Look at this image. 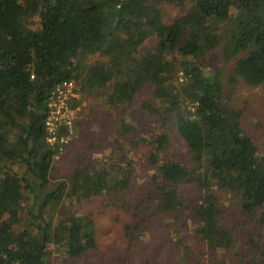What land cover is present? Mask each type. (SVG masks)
<instances>
[{
  "label": "trees",
  "instance_id": "16d2710c",
  "mask_svg": "<svg viewBox=\"0 0 264 264\" xmlns=\"http://www.w3.org/2000/svg\"><path fill=\"white\" fill-rule=\"evenodd\" d=\"M168 6L188 10L167 21ZM218 46L231 83L264 88V0H0V264H89L111 210L127 245L98 264H152L156 225L185 243L183 264H264V150L204 69ZM69 80L96 99L86 125L98 100L131 116L90 130L60 173L69 143L48 141L47 120Z\"/></svg>",
  "mask_w": 264,
  "mask_h": 264
},
{
  "label": "rangeland",
  "instance_id": "374dc122",
  "mask_svg": "<svg viewBox=\"0 0 264 264\" xmlns=\"http://www.w3.org/2000/svg\"><path fill=\"white\" fill-rule=\"evenodd\" d=\"M188 10V7L181 8L178 6H168L166 11V20L170 21L174 17L184 13ZM156 37H152L147 40L148 44L155 43ZM102 57L97 54L92 58L93 61H99ZM204 69L210 74L219 72L221 79L225 84L224 99L226 97L233 99L241 106L244 110V116L242 123L251 135L257 141L259 151L264 150V88L262 87H251L239 79L237 82L231 83V71L233 69L234 60L226 61L223 57V49L218 46L212 50L205 60ZM151 89V84H148L142 91H140L133 103V107H137L144 100ZM78 103L75 106V101ZM71 100V107H75L74 119L72 122V129L68 128V131L63 135L68 138V144L64 151L58 157V170L63 173L69 169L71 161L75 159V155L83 148L86 134H89L90 130L97 134H103L104 132L115 130L117 126L123 123V119L129 121L131 116L130 112L123 115L121 110H114L110 108L105 102L101 103L97 101V106L100 114L97 116V120L90 119L89 124H85L87 118H93V110L91 109V102H95L96 99L89 98L87 93L81 92L80 97ZM125 116V117H124ZM84 122V123H83ZM82 123V124H81ZM81 125V127H79ZM87 128V130H85ZM112 131V132H113ZM89 138V137H88ZM172 149L179 153V156L183 160H188L187 149L183 141L177 138V135L173 136ZM88 139L86 142H90ZM96 145V144H95ZM125 152L129 156L131 155L130 145H123ZM108 154V153H107ZM143 174L139 175L141 179ZM115 211H107L106 215L99 218V249L91 253V257L94 254V261L90 258L89 264H98L103 260H107L111 255L121 256L126 248L127 239L123 235L120 224L114 222ZM173 232V230H172ZM186 233H189L186 232ZM143 244L148 246L150 244V256L153 259L152 264H183L185 257H183L185 250L184 244L180 245L178 234L167 233L161 227L155 226L145 237L142 238ZM52 264H67L64 260L61 251H53L52 253Z\"/></svg>",
  "mask_w": 264,
  "mask_h": 264
},
{
  "label": "built area",
  "instance_id": "2783aa9c",
  "mask_svg": "<svg viewBox=\"0 0 264 264\" xmlns=\"http://www.w3.org/2000/svg\"><path fill=\"white\" fill-rule=\"evenodd\" d=\"M80 97V89L76 81L69 80L59 84L50 97V114L47 120L48 141L68 142V138L58 137V132L63 126L72 129L74 111L70 105L71 100Z\"/></svg>",
  "mask_w": 264,
  "mask_h": 264
}]
</instances>
